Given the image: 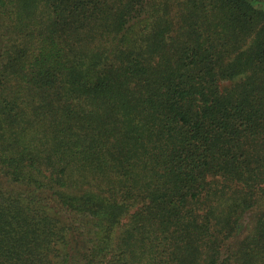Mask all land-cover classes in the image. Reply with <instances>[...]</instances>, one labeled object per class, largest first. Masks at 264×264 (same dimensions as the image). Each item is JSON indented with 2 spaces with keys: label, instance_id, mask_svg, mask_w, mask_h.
<instances>
[{
  "label": "trees",
  "instance_id": "obj_1",
  "mask_svg": "<svg viewBox=\"0 0 264 264\" xmlns=\"http://www.w3.org/2000/svg\"><path fill=\"white\" fill-rule=\"evenodd\" d=\"M0 264H264V0H0Z\"/></svg>",
  "mask_w": 264,
  "mask_h": 264
}]
</instances>
